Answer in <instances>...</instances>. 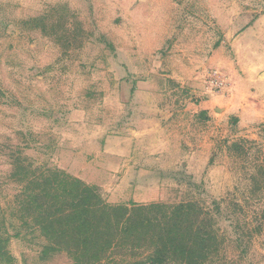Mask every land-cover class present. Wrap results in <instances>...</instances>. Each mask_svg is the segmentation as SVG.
<instances>
[{
    "label": "rangeland",
    "instance_id": "obj_1",
    "mask_svg": "<svg viewBox=\"0 0 264 264\" xmlns=\"http://www.w3.org/2000/svg\"><path fill=\"white\" fill-rule=\"evenodd\" d=\"M64 175L184 205L161 264H264V0H0V264L149 262L152 227L85 256L49 224Z\"/></svg>",
    "mask_w": 264,
    "mask_h": 264
},
{
    "label": "trees",
    "instance_id": "obj_2",
    "mask_svg": "<svg viewBox=\"0 0 264 264\" xmlns=\"http://www.w3.org/2000/svg\"><path fill=\"white\" fill-rule=\"evenodd\" d=\"M63 177L61 191L52 188V192L47 195L46 204L50 214L48 222L52 226H62L61 232L66 238L82 244L85 256L93 254L87 248L89 244L98 247L96 253L101 252L105 245H116L118 236L141 235L152 227L151 234L155 235L154 241L158 246H155L153 254L148 257L149 262L139 260L132 264H150V261L161 264L167 260L170 250H180L177 244L186 232L191 235V228L185 233L181 232L183 222L180 213L184 205H178L172 214L160 221L161 218L155 215V210L163 209L160 204H110L101 198L94 187L69 175ZM152 210L154 215L149 217L148 213ZM153 221L156 223L152 224ZM198 238L203 239L202 236Z\"/></svg>",
    "mask_w": 264,
    "mask_h": 264
},
{
    "label": "built area",
    "instance_id": "obj_3",
    "mask_svg": "<svg viewBox=\"0 0 264 264\" xmlns=\"http://www.w3.org/2000/svg\"><path fill=\"white\" fill-rule=\"evenodd\" d=\"M214 76H212L211 82L215 83V85H222L223 84L222 80Z\"/></svg>",
    "mask_w": 264,
    "mask_h": 264
}]
</instances>
